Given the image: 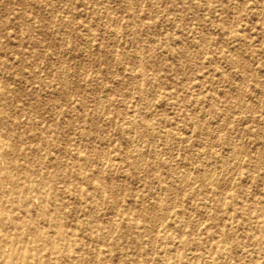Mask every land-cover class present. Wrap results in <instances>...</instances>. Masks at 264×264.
Masks as SVG:
<instances>
[{
	"label": "rangeland",
	"instance_id": "obj_1",
	"mask_svg": "<svg viewBox=\"0 0 264 264\" xmlns=\"http://www.w3.org/2000/svg\"><path fill=\"white\" fill-rule=\"evenodd\" d=\"M210 263L264 264V0H0V264Z\"/></svg>",
	"mask_w": 264,
	"mask_h": 264
},
{
	"label": "bare ground",
	"instance_id": "obj_2",
	"mask_svg": "<svg viewBox=\"0 0 264 264\" xmlns=\"http://www.w3.org/2000/svg\"><path fill=\"white\" fill-rule=\"evenodd\" d=\"M113 26H114V25H113ZM140 59H141V58H140ZM129 77H130V76H129ZM61 78H62V77H61ZM63 85H64V84H63ZM63 92H64V91H63ZM101 102H102V101H101ZM101 102H100V104H101ZM132 137H133V136H132ZM131 141H132V140H131ZM138 144H139V143H138ZM230 146H231V145H230ZM228 148H229V147H228ZM135 149H136V148H135ZM233 151H234V150H233ZM139 154H140V153H138V156H140ZM143 155H144V154H143ZM143 155H142V156H143ZM230 155H231V154H230ZM106 158H107V157H106ZM140 158H141V157H140ZM140 160H141V159H140ZM142 160H143V159H142ZM231 160H232V159H231ZM137 161H138V160H137ZM232 161H233V160H232ZM141 162H142V161H141ZM139 163H140V161H139ZM225 163H226V162H225ZM211 165H212V164H211ZM211 167H212V166H211ZM211 169H212V168H211ZM211 169H210V172H211ZM213 169H214V168H213ZM214 170H215V169H214ZM214 170H213V172H214ZM207 172H208V171H207ZM225 172H226V171H225ZM225 172H224V173H225ZM208 174H209V173H208ZM218 174H219V173H218ZM209 175H210V174H209ZM216 175H217V174H216ZM183 176H184V175H183ZM185 176H186V175H185ZM204 177H205V178H204ZM211 177H212V173H211ZM211 177H210V179H211ZM213 177H214V175H213ZM213 177H212V178H213ZM184 178H185V180H186V177H184ZM203 178L206 179V180H208L207 176H205V175L203 176ZM217 178H218V176H217ZM203 181H204V180H203ZM184 182H185V181H184ZM192 187H193V186H192ZM210 264H211V263H210Z\"/></svg>",
	"mask_w": 264,
	"mask_h": 264
}]
</instances>
